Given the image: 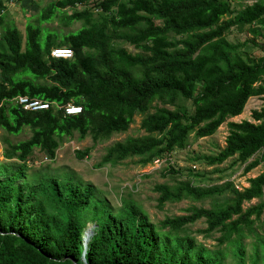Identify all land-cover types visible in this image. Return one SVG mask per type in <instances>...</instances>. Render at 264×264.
Returning <instances> with one entry per match:
<instances>
[{"label":"trees","instance_id":"16d2710c","mask_svg":"<svg viewBox=\"0 0 264 264\" xmlns=\"http://www.w3.org/2000/svg\"><path fill=\"white\" fill-rule=\"evenodd\" d=\"M8 1L0 0V129L17 135L28 127L31 134L16 142L3 138L0 264H224L221 251L187 233L200 219L205 228L197 233L219 232L218 245L234 246V264H264V240L257 233L249 263L242 244L245 229L252 232L264 210V0L237 10L227 0H54L38 12L39 24L59 17L81 27L59 34L28 23L24 36L13 22L5 23ZM233 29L248 36L232 42ZM58 46L69 47L72 57H50ZM18 95L51 105L24 110L10 101ZM251 97L263 100L251 119L228 121L224 146L196 160L221 165L231 159L229 167L244 165L243 173L262 165V173L242 189L231 181L200 186L191 170L192 178L155 184L159 208L211 200L209 207L191 205L186 214L157 223L132 199L122 198L113 210L91 184L32 158L38 149L53 160L62 139L74 134L104 141L140 116L144 134L113 142L95 166L168 159L185 148L189 135L212 136ZM68 103L80 106V113L65 114ZM90 150L75 156L84 159ZM169 174L180 172L169 165L162 176ZM253 199L260 201L243 207ZM90 222L94 232L84 248Z\"/></svg>","mask_w":264,"mask_h":264},{"label":"rangeland","instance_id":"374dc122","mask_svg":"<svg viewBox=\"0 0 264 264\" xmlns=\"http://www.w3.org/2000/svg\"><path fill=\"white\" fill-rule=\"evenodd\" d=\"M54 0H13L8 1L6 9L4 10L5 23L13 22L24 36L25 27L28 23L33 25H39L42 31L51 30L56 31L59 34H65L72 32L81 27L80 21H74L69 25H65L62 21L55 17L49 22H43L39 24L37 21L38 12L49 2ZM234 9H240L246 4H251L253 0H227ZM82 5H78L76 9H82ZM65 12L70 13V9L66 8ZM0 31V36H1ZM45 33V32H44ZM43 33V34H44ZM248 36L247 32H238L233 29L228 35V39L232 42L242 41ZM0 43L3 45L2 41ZM0 45V47H3ZM125 47L135 52L134 48L129 45ZM263 100L260 97H251L245 104L242 113L238 116L229 118L217 129L216 133L212 136L205 138H194L193 135H189L187 138V144L185 148L174 151L168 159H161L150 164L140 165L136 163L137 157L126 159L116 165H105L102 167H96L95 164L99 162L102 155L105 153V149L115 141L123 140L127 136H138L144 134V131L140 128V116L134 117V122L129 126V129L123 133H115L108 139L99 142H93L89 136L83 140L77 139V134L71 137H64L60 142L55 152L53 160L45 158L38 149H35L32 154V158L35 163L46 165L49 163L50 168L55 171L65 174L74 175L75 179L82 181L83 183H89L100 191L99 195L104 197L110 207L116 210L121 204L122 198H129L139 204L147 213V218L157 223L165 217L178 216L186 214L185 209L191 205L209 207L211 204L210 199H203L199 201L182 200L175 203H165L161 208L157 205L156 198L158 193L153 191V186L158 183H172L173 178L179 179L192 178L187 172L191 170L192 173L198 174L199 177H194L195 183L200 186H210L213 184H221L224 181H231L235 187L242 189L248 186L247 179L255 177L262 173V165H258L251 171L243 173L244 165L235 164L233 167H229L231 159L225 161L221 165H208L204 160L199 158L204 155L214 154L220 147L225 144V137L228 133V121H241L243 119H251V112L254 109L260 108ZM31 134V130L28 127H24L23 130L17 135L6 134L0 129V161H3L2 149L4 146L3 138L7 137L11 142L27 139ZM91 148L90 155L84 159H77L75 156L76 150H84L85 148ZM253 159V158H251ZM171 165L180 174L162 176L163 169ZM264 199V195L262 197ZM259 199H253L250 202H245L243 207L258 203ZM94 226L93 222L87 224V227ZM205 228L203 219L196 221L189 225L187 233L194 237L197 244H202L209 250H219L223 253L224 264H234L233 250L234 246L229 244L218 245L217 237L219 232L211 234L209 237L203 236L201 233H197V230ZM246 230V236L243 238L242 244L244 246L245 261L249 263L252 258L255 248L254 245H258V239L255 236L257 233L261 239L264 240V210L259 220L253 224V231ZM261 248V246H259Z\"/></svg>","mask_w":264,"mask_h":264},{"label":"built area","instance_id":"2783aa9c","mask_svg":"<svg viewBox=\"0 0 264 264\" xmlns=\"http://www.w3.org/2000/svg\"><path fill=\"white\" fill-rule=\"evenodd\" d=\"M52 58L69 59L72 57V50L69 47L58 46L53 47L50 51ZM13 103H16L24 110L37 111L49 108L50 102L41 100L38 98H30L25 95L14 96L10 99ZM4 105V99L0 97V107ZM63 110L67 115L78 114L81 111V107L72 103L64 105Z\"/></svg>","mask_w":264,"mask_h":264},{"label":"bare ground","instance_id":"6f19581e","mask_svg":"<svg viewBox=\"0 0 264 264\" xmlns=\"http://www.w3.org/2000/svg\"><path fill=\"white\" fill-rule=\"evenodd\" d=\"M93 232H94V226H90V227L88 226L87 228L84 229L83 236H82L84 248H87V243L90 240Z\"/></svg>","mask_w":264,"mask_h":264},{"label":"clouds","instance_id":"9594fccd","mask_svg":"<svg viewBox=\"0 0 264 264\" xmlns=\"http://www.w3.org/2000/svg\"><path fill=\"white\" fill-rule=\"evenodd\" d=\"M51 51V50H50ZM51 57V56H50Z\"/></svg>","mask_w":264,"mask_h":264}]
</instances>
